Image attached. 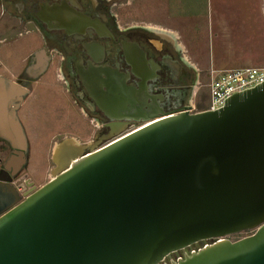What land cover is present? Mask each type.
<instances>
[{
  "label": "water",
  "instance_id": "95a60500",
  "mask_svg": "<svg viewBox=\"0 0 264 264\" xmlns=\"http://www.w3.org/2000/svg\"><path fill=\"white\" fill-rule=\"evenodd\" d=\"M122 79L86 80L109 127L152 119L102 147L56 143L51 178L0 214V264H264V80L216 110L149 116L147 77Z\"/></svg>",
  "mask_w": 264,
  "mask_h": 264
},
{
  "label": "flooded vegetation",
  "instance_id": "af4514ba",
  "mask_svg": "<svg viewBox=\"0 0 264 264\" xmlns=\"http://www.w3.org/2000/svg\"><path fill=\"white\" fill-rule=\"evenodd\" d=\"M119 2L0 0V214L34 187L17 175L21 164L12 162L18 149L12 132L17 126L20 139L27 140V127L32 123L48 125L51 121L38 114H47V110L26 103L32 86L47 84L41 81L42 74L48 76V83L62 87L70 102L96 126L93 140L97 146L152 118L123 119L121 126L111 129L113 121L98 105L103 94L88 90L87 78L121 75L124 86L137 88L141 77H147V89L141 91L140 97L150 108L143 115L159 116L186 107L192 111L198 83L185 52L165 32L122 22ZM23 38L31 39V52L22 66L17 47ZM131 56L141 63L142 70L133 68ZM102 91H106L105 86ZM215 240H201L178 255L183 257ZM176 257L173 253L166 262Z\"/></svg>",
  "mask_w": 264,
  "mask_h": 264
},
{
  "label": "rangeland",
  "instance_id": "374dc122",
  "mask_svg": "<svg viewBox=\"0 0 264 264\" xmlns=\"http://www.w3.org/2000/svg\"><path fill=\"white\" fill-rule=\"evenodd\" d=\"M120 1L118 3L120 19L128 23L127 25L149 26L148 23L174 25L176 17L186 14L189 10V0H168L170 15L163 17L160 13L162 0ZM127 3L131 4L127 5ZM195 13L201 16L193 21L195 30L193 48L187 44L188 54H184L195 68L198 83L196 84L197 108L202 110L206 107L208 93L206 84L210 70L264 66V0H193V14ZM30 41V38H23L17 47L21 52L19 60L22 66L31 52L30 50L23 55L22 52H26L23 44ZM181 49L184 51L182 47ZM41 81L47 84L32 86V95L26 103H31L37 109L47 110V114L46 112L38 114L44 119L48 117L51 121L48 125L40 122L32 123L27 127L29 128L27 140L20 139L19 128L14 127L16 130L14 135L19 140H16L18 149L12 162L17 164L21 157V168L17 175L32 183L33 189L40 187L51 178L50 171L53 167L51 154L56 143L65 137H73L81 141L80 143H85L82 142L83 140L89 142L93 140L97 129L80 113L78 107L70 102L62 87L54 86L52 82L48 83L49 78L45 74L41 75ZM1 86L0 84V95ZM107 143L106 140L98 147ZM23 198L24 196L20 195L16 199L20 201ZM253 233L254 229H251L227 235L225 238L236 241Z\"/></svg>",
  "mask_w": 264,
  "mask_h": 264
},
{
  "label": "built area",
  "instance_id": "2783aa9c",
  "mask_svg": "<svg viewBox=\"0 0 264 264\" xmlns=\"http://www.w3.org/2000/svg\"><path fill=\"white\" fill-rule=\"evenodd\" d=\"M264 80V66H245L224 70H210L206 107L202 110H216L223 106V100L237 91L253 88ZM197 101L192 112L199 111Z\"/></svg>",
  "mask_w": 264,
  "mask_h": 264
},
{
  "label": "crops",
  "instance_id": "0c3cea01",
  "mask_svg": "<svg viewBox=\"0 0 264 264\" xmlns=\"http://www.w3.org/2000/svg\"><path fill=\"white\" fill-rule=\"evenodd\" d=\"M167 3H168V0H162V4H161L162 6H161L160 13H162L163 17H168L170 15ZM188 9L189 10L186 11V14L179 15L176 17V22L174 23V25L165 24V23H148L150 25L147 26L152 29H156V30H159V31H162L168 34L174 41L178 43L179 46H181L184 49V52L186 54H188V49H187L188 45H190L191 48H193V40H195V32H194L195 30L193 29V21L194 19L201 16L198 13L193 14V0H189ZM220 13H223V12L220 11ZM184 19H186L185 22H184ZM23 45H25L24 50L26 51V52H22L24 55L25 53L30 52L31 46L29 42ZM20 53L21 52L19 50V54ZM191 62H193V59H191ZM224 69H232V68H224ZM224 69H221V70H224ZM82 142H88V140L86 141L83 140Z\"/></svg>",
  "mask_w": 264,
  "mask_h": 264
}]
</instances>
